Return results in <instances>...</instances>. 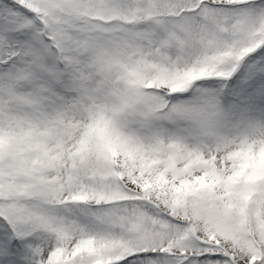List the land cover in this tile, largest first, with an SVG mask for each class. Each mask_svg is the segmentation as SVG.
<instances>
[{"label":"snow or ice","instance_id":"6c2138e0","mask_svg":"<svg viewBox=\"0 0 264 264\" xmlns=\"http://www.w3.org/2000/svg\"><path fill=\"white\" fill-rule=\"evenodd\" d=\"M0 264H264V0H0Z\"/></svg>","mask_w":264,"mask_h":264}]
</instances>
